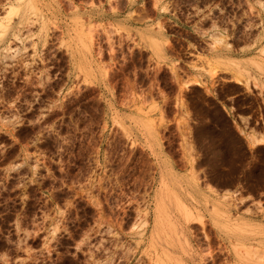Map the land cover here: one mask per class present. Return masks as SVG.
<instances>
[{
    "label": "rangeland",
    "instance_id": "rangeland-1",
    "mask_svg": "<svg viewBox=\"0 0 264 264\" xmlns=\"http://www.w3.org/2000/svg\"><path fill=\"white\" fill-rule=\"evenodd\" d=\"M0 264H264V0H0Z\"/></svg>",
    "mask_w": 264,
    "mask_h": 264
},
{
    "label": "bare ground",
    "instance_id": "bare-ground-1",
    "mask_svg": "<svg viewBox=\"0 0 264 264\" xmlns=\"http://www.w3.org/2000/svg\"><path fill=\"white\" fill-rule=\"evenodd\" d=\"M12 9L14 10V8H12ZM15 9H16V7H15ZM17 9H18V8H17ZM155 207L157 208V206H155ZM158 208H159V207H158ZM161 209H162V208H161ZM156 212H157V211H156ZM157 213H158V212H157ZM156 215H157V214H156ZM159 215H161V214H159ZM155 217H156V216H155ZM155 217H154V218H155ZM158 218H161V217H158ZM156 220H159V219H156ZM156 220H155V222H156ZM155 222H154V223H155ZM157 222H158V221H157ZM157 222H156V223H157ZM259 256H260V255H259Z\"/></svg>",
    "mask_w": 264,
    "mask_h": 264
}]
</instances>
